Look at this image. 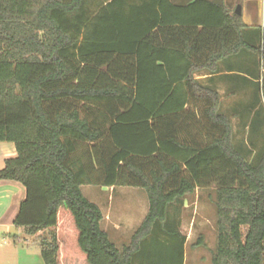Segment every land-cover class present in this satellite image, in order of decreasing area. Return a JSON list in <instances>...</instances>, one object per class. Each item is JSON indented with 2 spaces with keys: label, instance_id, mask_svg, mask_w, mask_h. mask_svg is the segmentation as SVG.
I'll list each match as a JSON object with an SVG mask.
<instances>
[{
  "label": "trees",
  "instance_id": "1",
  "mask_svg": "<svg viewBox=\"0 0 264 264\" xmlns=\"http://www.w3.org/2000/svg\"><path fill=\"white\" fill-rule=\"evenodd\" d=\"M262 41L224 0H0V143L16 151L0 182L24 187L13 225L42 232L44 264H184L169 209L211 186V264H264V150L252 164L236 149L212 86ZM83 186L145 193L128 245Z\"/></svg>",
  "mask_w": 264,
  "mask_h": 264
},
{
  "label": "rangeland",
  "instance_id": "2",
  "mask_svg": "<svg viewBox=\"0 0 264 264\" xmlns=\"http://www.w3.org/2000/svg\"><path fill=\"white\" fill-rule=\"evenodd\" d=\"M261 46L264 48L263 41ZM247 64L249 69L235 67L233 70V74L235 75L230 76V79L227 78L225 80L221 79V77H216V81L212 86L220 95L219 113L230 119L234 146L249 162L254 164L257 163L258 157L264 150V90L262 95L260 90L257 91L254 84L246 85L245 82L247 81L245 78L250 83L254 81V78L258 77L261 83H264V74L262 72L264 58L252 56L247 61ZM222 71H224L223 67ZM246 71H250L251 74L245 75L247 74ZM195 78L203 84L208 80V78L201 80L199 76ZM190 111H193L192 107ZM90 189L95 190L98 188L91 186L81 187L82 193L86 197ZM134 190L141 191L145 196V193L140 189L123 188V191L127 193ZM140 197L130 195L127 200L135 199L137 205L140 206L139 199H142ZM87 198L90 200V197ZM214 199L215 187L211 186L206 189H199L187 196L184 199L183 205L177 210L173 207L169 209L170 216L176 219L179 224L180 233L186 238L184 264H211V259L217 246ZM133 224H135V221ZM133 230L134 228L130 229V233L125 236V240L122 237H117L115 245L118 249L128 245ZM21 237L23 239H33L25 235ZM41 237L39 236V238ZM115 238L110 235V239L113 240Z\"/></svg>",
  "mask_w": 264,
  "mask_h": 264
},
{
  "label": "crops",
  "instance_id": "3",
  "mask_svg": "<svg viewBox=\"0 0 264 264\" xmlns=\"http://www.w3.org/2000/svg\"><path fill=\"white\" fill-rule=\"evenodd\" d=\"M182 1L185 0H171L174 4ZM224 4L233 13L237 5L241 6V20L246 26H259L260 22L264 20V0H224ZM262 72L264 74V68ZM219 75L222 79L223 75L229 74L224 72ZM197 76L201 80L210 78L205 72L199 73ZM15 155L13 144L0 143V171L4 168L5 160L13 158ZM95 188L98 189L88 191L87 197H90V200L85 197L99 207L103 216L102 230L108 234L109 239L110 235L116 237L113 240L110 239L114 244L117 243V237H122L125 240L130 229L134 228V232L147 214L146 195L144 196L138 190L127 193L123 191L124 187ZM130 195L141 196L140 206L137 205L135 199L127 200ZM25 196L26 192L21 184L11 181L0 182V264H44L39 248V236L42 235V232L35 236H29L33 239H23L21 236L25 235L24 230L13 225ZM134 221L135 224H133Z\"/></svg>",
  "mask_w": 264,
  "mask_h": 264
},
{
  "label": "water",
  "instance_id": "4",
  "mask_svg": "<svg viewBox=\"0 0 264 264\" xmlns=\"http://www.w3.org/2000/svg\"><path fill=\"white\" fill-rule=\"evenodd\" d=\"M234 14L237 16H241V6L237 5L235 10H234Z\"/></svg>",
  "mask_w": 264,
  "mask_h": 264
},
{
  "label": "built area",
  "instance_id": "5",
  "mask_svg": "<svg viewBox=\"0 0 264 264\" xmlns=\"http://www.w3.org/2000/svg\"><path fill=\"white\" fill-rule=\"evenodd\" d=\"M259 28L261 29V31L264 33V20H262L259 24Z\"/></svg>",
  "mask_w": 264,
  "mask_h": 264
}]
</instances>
